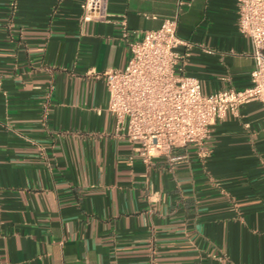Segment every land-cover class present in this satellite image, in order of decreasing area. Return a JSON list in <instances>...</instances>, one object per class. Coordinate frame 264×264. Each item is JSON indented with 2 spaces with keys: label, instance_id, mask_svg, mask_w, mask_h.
<instances>
[{
  "label": "crops",
  "instance_id": "0c3cea01",
  "mask_svg": "<svg viewBox=\"0 0 264 264\" xmlns=\"http://www.w3.org/2000/svg\"><path fill=\"white\" fill-rule=\"evenodd\" d=\"M81 1L0 0V264H264V107L145 165L115 133L103 72L175 0H106L90 21ZM183 1L176 71L203 94L248 86L237 0Z\"/></svg>",
  "mask_w": 264,
  "mask_h": 264
},
{
  "label": "built area",
  "instance_id": "2783aa9c",
  "mask_svg": "<svg viewBox=\"0 0 264 264\" xmlns=\"http://www.w3.org/2000/svg\"><path fill=\"white\" fill-rule=\"evenodd\" d=\"M184 4L175 0L174 13L159 28L129 42L124 68L103 72L106 111L114 118L115 133L128 139L145 165L158 157L180 158L179 150L187 146L201 148L211 125L244 104L264 107V0H237L238 31L252 45L250 84L209 94L201 92L196 77L181 67L176 71L183 59L179 47L188 45L177 33ZM80 8L82 21L106 16V0H82Z\"/></svg>",
  "mask_w": 264,
  "mask_h": 264
}]
</instances>
